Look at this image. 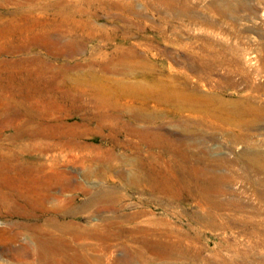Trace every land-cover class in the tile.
Segmentation results:
<instances>
[{
  "label": "rangeland",
  "instance_id": "1",
  "mask_svg": "<svg viewBox=\"0 0 264 264\" xmlns=\"http://www.w3.org/2000/svg\"><path fill=\"white\" fill-rule=\"evenodd\" d=\"M93 1L63 0L75 10L82 8L84 12L89 8L94 15L86 12L74 15L72 35L81 52L54 61L59 72L58 81L63 86H71L90 82L93 75H104L118 79L113 85L115 93L122 94L127 100H136L127 102L128 107L123 108L124 113L121 111L123 120L120 119L119 125L123 130L118 135L121 143L115 145L111 144L109 123L103 135L94 131L97 128V122L93 119L96 111L89 101L87 109L80 110L77 109L80 103L75 104L60 93L58 99L64 107L69 108L67 112L55 113L49 109L27 112L25 120L35 125L51 124L58 128L55 130L64 133L88 130L83 140L86 149L82 148L85 146L83 144L74 149L67 148L62 142L44 154L48 168L56 163L48 175L57 178L54 192L45 208L51 207L50 211L59 212L71 209L77 214H60L61 221L66 222L67 219L73 224L77 223L74 225L82 230L99 228L98 231L102 232L101 228L113 218L114 211L105 212L107 210L93 207L74 211L76 207L67 205L68 200L73 197L77 205L82 204L93 191L116 187L118 197L121 196L118 213L124 222L119 220L120 228L130 229L133 225H147L148 220L167 218L170 226L181 224L197 229L202 254L206 258L200 264H264V0ZM35 15L31 19L36 20L37 24L52 19L51 15ZM58 33L66 34L67 28H58ZM39 49L34 47L32 51L44 55L45 51ZM117 50L121 52L119 59L115 55ZM4 59L14 62L17 58L7 55ZM115 63L120 64V74L102 71V65L113 67ZM33 65L31 63L30 67ZM212 115H215V121L220 122H213ZM16 118L17 114L0 111V131L4 135L13 133L11 120ZM130 127H151L167 137L174 136L175 139L169 137L172 140L186 142V145L182 143L184 147L204 161L222 163L219 170L227 174L228 180L222 185L224 191L218 198L222 203L218 209L221 216L218 220L210 222L211 225L200 223L202 217L209 216L210 209L194 199L186 198L183 203H175L172 199L169 201V198L154 196L131 185L129 181L133 180L134 173L140 168V160L147 161L151 156L159 159L165 168L163 161L168 156L148 142L137 141L128 129ZM95 146L103 151L112 149L115 155L111 164L123 170L127 178L119 177L100 163L98 166L96 162H86V159L95 156ZM142 214L144 216L141 217ZM132 216H139L135 224L125 222L126 217ZM12 219L17 220L0 215L1 227H6ZM67 237H70L69 234ZM85 237L77 243L94 250L88 253L89 257L92 256V259L88 257L89 264L98 261L103 262L101 264H115L127 255L131 245L125 238L111 240L112 251L109 244L105 246L93 237V240L90 236ZM26 238L27 234H23L15 245L13 242L11 244L22 245ZM68 238L67 241L71 243L73 239ZM75 241L71 243L74 246L77 244ZM0 243V247L7 244L5 240ZM95 244L99 245L93 247ZM3 252H0V264L11 260L10 253ZM95 258L97 261L93 260Z\"/></svg>",
  "mask_w": 264,
  "mask_h": 264
},
{
  "label": "bare ground",
  "instance_id": "2",
  "mask_svg": "<svg viewBox=\"0 0 264 264\" xmlns=\"http://www.w3.org/2000/svg\"><path fill=\"white\" fill-rule=\"evenodd\" d=\"M9 6L12 7L10 8ZM84 12L94 15L89 8ZM84 12L82 8L75 10L74 7L72 8L69 4L67 5L63 0H0V111L5 112V114L18 115V118L11 120L14 126V131L11 135H4L3 131H0V215H8V217L17 219L15 221L13 219L10 220L6 227H1L0 223V241L5 240L7 243L1 246L3 249L0 247V252L2 250L4 251L3 253H10L11 259V263L9 261L5 263L89 264L88 260L92 256L89 257L88 253L90 250H94L77 242H81L80 238L83 239L85 236H90V238L93 237L104 245L109 244V247L112 246L111 240L119 241L125 238L126 241L131 242L127 255L121 257L123 259L115 264H137L138 262L143 264H200L206 258L202 254L203 248L197 229L192 226L186 227L181 224L180 226L179 224L170 226V221L167 218H156L148 220L147 225H133L129 227L130 229L120 228V221L123 219L119 215L120 213H118L120 205L119 197L121 198V196L118 197L117 194L119 192L116 187H110L109 189H105V187L99 188L93 191L90 197L82 204L77 205L73 197L68 200L69 204L67 205L73 208L76 207V210L73 209L74 211H77V208H81L80 210H82V208L90 207L98 210H107L105 212H108V210L114 211L113 218L109 219L108 223H104H107V225H101L103 226L101 228L103 229L102 232L98 231V227L97 230L91 228L93 231L90 229L82 230L80 227H76L74 224L77 223L74 222L73 224V221L69 222L67 219L66 222L61 221L60 214L62 216L64 214H77L71 211V209L66 212L60 209L62 212H59L50 211L51 207L45 208V205L51 198V193L54 192L57 178L53 175H48L51 170H54L53 167H55L56 163H53L52 166L49 164L48 168V165L44 162V154L52 147L58 144L61 145L62 142L67 145V148L69 146L74 149V147H79L80 144H83L85 146H82V148L86 149L87 145L83 143V140L88 135V130L83 133H64L55 130L56 127L51 126V124L35 125L25 120L27 112L47 109L55 113L57 111L67 112L69 108L64 107L60 103L61 100L59 101L58 99L60 93H64L65 97L69 100L72 99L75 104L80 103L81 105L77 108L80 110H86V104L89 101L91 107L96 111L93 119L97 122V128L94 131L103 135L105 133V126L109 123L111 144L115 145L121 143L118 137L119 133L123 130L119 125L120 119L122 118L123 120L121 111L127 102L131 103L136 100L135 98H128L129 100H127L123 98L122 94L115 93L113 85L118 79L114 80L104 75H93L90 82H77L78 84L71 86L70 84H64L63 86L58 81L59 72L54 65V61L59 60L63 56H74L80 51L78 49L79 44L72 35L74 31L73 17H75L76 13L82 15ZM35 14L51 15L52 19L47 22L43 20L44 23L37 24L36 20L31 19L36 16ZM64 27L67 28V33H58V28ZM34 47H39L45 51V56L38 52L34 53L32 51ZM120 54L119 50L115 52L118 59ZM7 55L16 57V61L4 59ZM31 63H34V67H30ZM117 63H115L116 65L113 64V67L109 65L110 63L102 65V71L120 74V64ZM66 68L68 69V67ZM110 112H114V114H109ZM214 116L212 115V118ZM213 120V122H220L217 119L215 121L214 118ZM151 127L145 129L130 127L128 129L137 138V141L148 142L149 145L157 147L161 152L167 154V160L162 156L165 160L163 161L165 168L162 166V162H159V159L150 158L151 156L147 157V161H143L146 159L140 160V168L134 173L133 180L129 182H131L134 188H142L154 196L169 198V201L172 199L175 203H183L186 198L196 200L201 203V206L210 209L209 216L202 217L200 223L211 225L210 222L218 220L221 217H219L220 213L218 209L222 203L218 198L224 191V189L222 190L224 188L222 185L228 180L227 174L225 173L226 175H224L219 170V165L222 163L204 161L196 155L191 154L184 147L186 142L184 144L182 141L183 145L180 141L172 140L175 139L173 138L174 136H169L172 138L170 139L167 137L168 135L166 136L160 131L152 130ZM94 150L96 152L95 156L91 159H86V162H96L98 166L100 163L103 167L106 166L110 172H116L119 177L126 176L123 170H119L120 168L116 169L111 164V159L115 155L112 149L103 151L101 148L95 146ZM139 152L141 153L138 150ZM147 153L150 154V152ZM152 155L155 156L153 153ZM92 165L94 166V164ZM66 181L68 182L69 180ZM127 186L129 187V184ZM64 187L66 188V186ZM59 199L55 201H59ZM64 200L62 201L65 203L66 201ZM53 203L57 204L54 201ZM123 203H121V206ZM67 205L65 204V206ZM43 207L45 210H43ZM44 215H46V218ZM138 217H126L125 222H130L131 225L132 223L135 224L134 222L137 221ZM221 222H218V224ZM85 226L87 228V225ZM124 228L126 227L124 226ZM23 234H27L24 243L22 245L19 244L20 246L17 244L16 246H12L11 243L13 242L15 245V242H18L17 240ZM68 234L70 240L71 238L76 240V246L71 244L73 240H71V243L67 241ZM91 242L94 243L93 241ZM100 242L99 244H101ZM124 243L122 244L124 245ZM99 244H95L93 247ZM98 247L101 249V246ZM109 249H107L108 254H110ZM110 250L113 251L112 248ZM97 251L96 253H98ZM96 258L93 260L97 261ZM99 263L98 261L96 264Z\"/></svg>",
  "mask_w": 264,
  "mask_h": 264
}]
</instances>
